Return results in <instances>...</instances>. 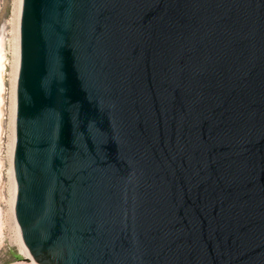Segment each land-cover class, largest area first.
<instances>
[{"label":"water","instance_id":"obj_1","mask_svg":"<svg viewBox=\"0 0 264 264\" xmlns=\"http://www.w3.org/2000/svg\"><path fill=\"white\" fill-rule=\"evenodd\" d=\"M13 215L30 264H264V0H21Z\"/></svg>","mask_w":264,"mask_h":264},{"label":"rangeland","instance_id":"obj_2","mask_svg":"<svg viewBox=\"0 0 264 264\" xmlns=\"http://www.w3.org/2000/svg\"><path fill=\"white\" fill-rule=\"evenodd\" d=\"M16 1L0 0V264H30L22 262L24 254L20 249L15 218L10 211L11 182L8 151L11 139V72ZM12 249L21 256L20 259L14 258L10 252Z\"/></svg>","mask_w":264,"mask_h":264},{"label":"bare ground","instance_id":"obj_3","mask_svg":"<svg viewBox=\"0 0 264 264\" xmlns=\"http://www.w3.org/2000/svg\"><path fill=\"white\" fill-rule=\"evenodd\" d=\"M20 4H21V0H17L16 1V16H15V25H14V36H13V64H12V75H11V79H12V88H11V107H10V124H11V139H10V144H9V161H10V167H9V177H10V184H11V199H10V205H11V212L13 213V203H14V196H15V184H14V180H13V174H12V164H11V159H12V151H13V144H14V114H15V83H16V74H17V67H18V52H19V43H18V37H19V14H20ZM15 228H16V232H17V237H18V241L20 244V249L22 251V253L24 255H26L25 253V249L23 248L21 241H20V237H19V232H18V227L15 224ZM15 232V233H16ZM18 244V245H19Z\"/></svg>","mask_w":264,"mask_h":264},{"label":"trees","instance_id":"obj_4","mask_svg":"<svg viewBox=\"0 0 264 264\" xmlns=\"http://www.w3.org/2000/svg\"><path fill=\"white\" fill-rule=\"evenodd\" d=\"M10 252L14 255V258H16V259H20L21 258V256L16 254L13 249Z\"/></svg>","mask_w":264,"mask_h":264}]
</instances>
